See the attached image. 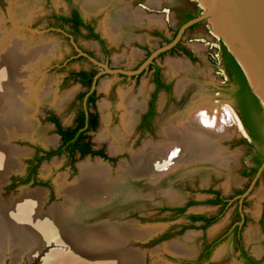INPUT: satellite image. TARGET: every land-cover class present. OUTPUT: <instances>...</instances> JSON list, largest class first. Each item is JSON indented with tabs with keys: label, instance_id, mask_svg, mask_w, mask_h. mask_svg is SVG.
<instances>
[{
	"label": "rangeland",
	"instance_id": "rangeland-1",
	"mask_svg": "<svg viewBox=\"0 0 264 264\" xmlns=\"http://www.w3.org/2000/svg\"><path fill=\"white\" fill-rule=\"evenodd\" d=\"M115 1H124L125 4L121 2L118 4L123 7L127 4L130 6L128 11L136 14L135 9L137 8L134 5L131 6L133 0ZM24 3L25 5L23 4L22 7L19 6L22 4L17 0H0V29H3L5 37H8L9 42L14 40L21 43L18 45L27 54L30 52L35 53L33 52L34 48L41 46L53 44L54 47L51 49L53 51L51 54L43 50L38 54H32L33 56L27 55V59H24L20 65L18 62L15 66L17 68L15 72L18 73L19 70L17 74L19 76H14L13 84L20 82L25 86L26 94L29 95L34 89L32 95L35 98L31 95L30 105L32 110H30L28 116H31L37 128L41 129L40 133L43 138L32 135V132H26V130L23 132L24 129L21 130V133H18L17 136L19 137L13 136L12 138L10 136L11 131L6 129L9 135L7 138L10 140V144L15 147L14 159L18 163L17 166L20 165L19 170L5 175L6 180L0 190V195L8 207H11L13 199L21 195L22 192L32 190H39L45 195L40 209L42 214L48 211L52 205L62 206L68 195L70 196L69 193L65 194L64 189L69 190L70 185H83L76 183L80 180V171L77 169L79 163L99 161L109 170L110 175L113 174L116 168L120 167L122 169L123 165L131 170H136L139 166H146L149 159L145 155L146 153H144L143 158H136L134 153L143 151L146 142L150 145L158 143L160 145L171 140L166 133L162 132V124L167 126L169 121H175L174 118L183 115L189 109L190 103L198 102V105L204 103L209 105L211 103L220 117L224 116L225 106L227 104L231 106L230 96L223 92L225 86L228 85V77L219 64V46L223 44V40L211 32L205 20L195 25L190 31H186L183 35L182 41L193 55V60H189L175 51H166L160 57L154 58L161 77L169 84V90L167 93L161 89L156 91L153 99L154 113L149 128L144 130L138 127V122L141 114L146 109L147 101L153 90L150 70L143 68L135 76V74L106 72L103 66L111 70L133 71L145 60L148 52H152L162 45L159 44L160 41L153 37L151 33L148 36L147 29L143 27L142 30L134 31V34L131 35L132 38L128 39L127 43L121 41L119 44H109L110 38L102 31V27L106 28L103 23H105L107 12L112 7L111 4L110 7L108 4H104L96 10L85 13L81 8L82 6H80L81 4L76 0H40L37 8L29 5L28 2ZM68 3L75 7L78 6L86 20L92 17L95 18L94 29L104 40L105 53H103L101 45L97 41L92 42V38L74 35L69 31L61 32L59 29L58 31L51 29L53 24L51 14L66 12ZM165 3L167 5L175 3L176 6H179L178 3H180L182 7L187 4L193 11H201L203 8L198 0H179L178 2L177 0H166ZM144 5L147 10L150 9L146 6V3ZM150 10L146 12L152 13L154 11V9ZM163 12L168 20V25L165 21L163 29L156 23L148 28L150 30H162L168 40L172 38V30L178 26V23L173 17L174 12L170 9L163 10ZM136 34H139L141 39L136 38ZM189 37H194L197 40L189 41L187 40ZM19 39L21 42L18 41ZM136 41L139 44H136ZM11 43L6 44L3 48L0 45V56L4 49L9 48ZM171 60L187 62L186 64L194 72L188 75L180 71L169 77L166 72V62ZM79 69L100 72L94 86L95 102L90 107L97 114L98 124L94 130L88 131L87 137L94 148L103 149L107 159L98 156L78 158L74 154V160L70 161L65 157V154L60 153L40 161L35 169L37 180L25 179L28 168L33 164L31 158L34 150L36 148L55 149L59 144V137L53 124L46 119L47 113H52L61 127H65L71 124L76 112L81 107L82 100L77 98V94L80 95L84 89L77 82L67 77L68 72ZM2 73L5 72H0V74ZM184 78H186V85L181 91H177L175 89L177 80ZM105 83V91L101 90L102 88L99 90L101 84L103 87ZM143 83L146 85L144 104L138 113L133 128L126 136L127 149L112 153L109 148V138L99 139L97 136L104 127L100 106L102 102L106 103L102 110L107 113L108 128L112 129V127L119 126V116L122 112L118 108L120 103L119 92L121 89L129 88L131 90H129L128 96L132 97L138 93ZM50 93L53 94L49 96ZM8 99H10V96ZM197 104L196 106H198ZM10 127L15 128L14 125H10ZM14 133H17V131H14ZM241 134L243 132L236 124H233L227 128L225 134L221 133L216 137L222 154L226 157L227 163H224L223 167L215 165V167H206L203 171L192 170L177 175L168 182V185H173L181 195L179 203L167 202L159 194L160 190L158 189L155 190L153 187L144 188L142 194L147 195L146 198L135 202L127 200L122 204L121 209L118 211L119 214L117 212L116 215H105L102 220H99L101 224L112 217L111 221L113 220L112 222L118 228L119 233V245L117 247L111 250H103L102 253H97V251L93 254L76 252V254H73V258L75 260L80 259L83 264H93L94 260L97 261V259L108 264L111 258L112 261H117V264H238L235 260L236 244L224 240L216 245L209 258L203 257L198 262H196L198 259L195 260V258L198 256L202 243L215 237L228 225L234 217L237 207L238 201L235 200L221 211L220 206L209 202L214 196L212 193L218 192L221 196H228L235 190L243 189L250 180V177H243L241 174V171L251 164L248 155L251 148L247 145V142L250 141L242 138ZM161 155L163 156V154L159 155L155 152L151 155V158L153 156L155 159H159L158 157ZM226 167L227 170L223 172ZM208 168L212 169L208 170ZM43 179H49L48 186L41 183ZM254 179H252L251 187L244 194L245 202L241 207V211L246 214V220L241 230V242L247 253L255 259L256 264H264V252L258 256L253 252L255 245L261 244L264 246V211L262 214L260 213L261 203L264 200V174L257 176L255 181ZM80 195L76 194L78 203L82 202ZM177 207H184L182 213L173 211ZM189 214H200L216 218L211 225L200 228V222H195L198 224L197 226L191 224L187 217ZM191 225L193 227H187ZM185 227L187 228L184 229ZM251 227L259 234L258 242L248 241L246 237ZM125 228L128 229L127 232L123 231ZM163 235H168V237L159 240ZM103 242L101 243L106 245L108 243L106 240ZM173 242L176 243V251H185L177 248L178 246H184L185 249L187 248L186 253L182 255L169 249L172 247L169 245ZM94 246L98 247L97 244H94ZM32 247L30 250L24 251L20 260H16L15 264H44L55 255H63L70 249L67 244L54 239V236H50L39 248L34 249ZM67 253L69 254L70 250ZM191 253L192 255H190ZM216 255L217 257L212 258ZM194 261L195 263H193ZM0 264H11L10 255L7 254Z\"/></svg>",
	"mask_w": 264,
	"mask_h": 264
},
{
	"label": "bare ground",
	"instance_id": "bare-ground-1",
	"mask_svg": "<svg viewBox=\"0 0 264 264\" xmlns=\"http://www.w3.org/2000/svg\"><path fill=\"white\" fill-rule=\"evenodd\" d=\"M17 1L22 4L19 6L23 7V4L25 5L24 2H28L34 8H37L40 2V0ZM76 1L81 4L85 12L96 10L107 3L111 4V13L108 16L105 31L113 39L119 35L117 33V21L122 23V20L124 24L126 21L129 22L132 17L129 11L125 12L124 8L119 6L115 0ZM24 11L26 12V10ZM0 30L3 32V29ZM2 32L0 33L1 47L3 48L6 44L12 43L9 48L4 49L0 56V72H5L0 74V190L6 180L5 175L19 170L20 167V165L17 166L18 163L14 159L15 147L10 144L6 129L11 131L10 136L12 138L13 136L19 137L17 135L23 129V132L26 130V132H32V135L42 137L41 129L37 128V125L32 120L33 118L28 116L29 112H31L30 110H32L30 103L34 89L29 95L26 94L25 86L20 84V82L13 84L14 76L19 73V70L18 73L15 72L17 69L15 66H17L18 62L20 65L24 59H27V55L38 54L43 50L51 54L53 52L51 49L54 47L53 44L41 46L34 48L33 52L35 53L30 52L31 54H27L18 45L21 43L14 40L9 42L8 37L6 38L5 33ZM186 63L180 60L167 61L166 72L168 76H173L180 71L188 75L193 73V69ZM8 73L10 74L8 75ZM23 82L26 83L25 80ZM104 85L102 87L101 84L100 89L102 88L105 91L106 83ZM185 85L186 78L178 79L175 89L181 91ZM129 90L131 89H121L119 92L120 103L118 108L122 111L119 116V126L112 127V129L108 128V116L102 110L106 103L102 102L100 106L104 127L97 136L99 139L109 138V148L112 153L127 149L126 136L133 128L139 111L143 108L146 91L145 83L140 86L138 93L132 97L128 96ZM51 94L53 93H50L49 96ZM9 96L10 99H8ZM197 103H190L189 109L183 115L176 117V119L174 118L175 121H169L167 126L162 124V132L166 133L171 140L160 145L159 143L150 145L146 142L144 143L143 151L134 153L136 158H143L144 153H146L145 155L149 159L146 166H139L136 170H131L126 165H123L122 169L118 167L110 175L109 170L99 161L79 163L77 169L80 171V180L76 181V183L83 185H70L69 190L64 189L65 194L69 193L70 196L68 195L62 206L52 205L48 211L42 214L40 209L45 195L39 190L22 192L21 195L13 199L11 207L5 205L0 195V263L3 262V259L8 254L11 258V264H15L16 260H20L24 251L30 250L32 246L34 249L39 248L50 236H54V239L67 244L68 248H70V253H67L68 250L63 255H55V257H52L50 261L44 264H83L80 259L75 260L73 254H76V252L93 254L95 251L100 253L103 250H111L119 245L118 228L112 222L113 220L111 221L112 217L100 224L99 220H102L103 216L116 215L122 204L127 200L135 202L146 198L147 195H143L142 191L147 187L160 190L159 194L167 202L177 203L180 201L181 195L173 185H168L172 178L192 170L203 171L209 166L215 167L217 165L223 167L224 163H227L226 157L223 156L216 137L221 133L225 134L227 128L233 124H236L243 132L240 121L228 104L225 106L224 116L220 117L218 111L212 107L210 102V106L206 103L201 105ZM10 125H14L15 128H11ZM14 131H17V133H14ZM155 152L159 155L163 154V156H159V159H155L153 156L151 158V155ZM212 168H208V170ZM226 170L227 167L223 172ZM76 194L82 195H80L82 198L81 203L77 202ZM125 229L123 231L127 232L128 229ZM246 237L248 241L253 240L255 242H258L260 238L253 227L248 230ZM105 240L108 242L107 245L103 244ZM94 244H97L98 247H95ZM175 245L176 243L173 242L169 245L172 246L169 249L176 251ZM109 246L111 247L109 248ZM177 248L185 251L177 250L176 252L182 255L186 253L187 248L185 249L184 246H178ZM253 252L258 256L264 252V246L261 244L255 245ZM109 261L111 263L117 262L112 261V258ZM110 262L108 264H111ZM104 263V261L97 259V261L94 260L93 264Z\"/></svg>",
	"mask_w": 264,
	"mask_h": 264
},
{
	"label": "flooded vegetation",
	"instance_id": "flooded-vegetation-1",
	"mask_svg": "<svg viewBox=\"0 0 264 264\" xmlns=\"http://www.w3.org/2000/svg\"><path fill=\"white\" fill-rule=\"evenodd\" d=\"M178 1L179 0H177V2ZM131 3H132L131 6L134 5L137 8V9H135L136 13L137 12L141 13L143 11L144 12L151 11L150 9L147 10L146 7L144 6L145 0H133ZM149 3L150 4L154 3V1H150L149 0ZM175 3H173L172 5H167L166 6L167 10L170 9L172 12H174L173 17L176 20V22L178 23V26L172 30V36L171 37L174 36L177 28L183 22H185L188 19H190V18H186L188 15H190L192 17H195L199 13V11H193L191 9V7L189 5H187V4L183 5V7H182L180 3H178L179 6H176ZM107 4L110 7V3H107ZM67 5H68V8H67L66 12L52 13L51 14V20H52V23H53L51 29H53L54 31H58V29H59V31H61V32L62 31L63 32L64 31H69V32H71L74 35H80V36L82 35V36H86L85 38H92L93 40H96L98 44L101 45V49H102L103 53H105L106 50L103 47L104 40H102L99 37V35L96 33V31L94 29V27H95V18L92 17V18L86 20L84 18L82 10H80L78 6L75 7L72 4L70 5L69 3ZM159 10H161V9H159ZM124 11L128 12V8L124 7ZM158 11L154 10L152 12H158ZM107 13L108 14H107L106 18H108L109 14L111 13V9H109V12H107ZM130 14H132L134 17L136 15V14H133V13H130ZM200 22L194 23L193 25H190L189 27H187L184 30L181 38L167 51L168 52L175 51V52L185 56L187 59L193 60L194 59L193 55L188 50V48L184 45L182 40H183V35L185 34V32L188 31V30L190 31L195 25H197ZM167 23H168V20L166 19V24ZM90 32L95 34V37L89 35ZM149 33H151V35L153 34L152 36L157 38V40L160 41L159 44H164V42L166 43V42H168L171 39L170 38V39L167 40L166 37L164 36L163 31L159 30V29L150 30ZM187 40L190 41V40H197V39L194 38V37H189ZM149 53H151V52H148L147 55H149ZM163 53L164 52L158 53L156 57H160ZM219 64L221 65V63H220V51H219ZM144 68L150 70L151 82L153 84V90H152L151 95L153 94V99H154L156 91H158L159 89H161V90H163L164 92L167 93L168 90H169V84L166 81H164L163 78L161 77L158 65L154 62V58ZM78 71H83L84 74L78 75V76H72L70 74L71 72H68L67 77H69L71 80L77 82L78 85L81 86L84 89V90H82L83 94L81 95V97L77 94V98H80L82 100L81 107L76 112L71 124L67 125L65 127H61V125L59 124L58 120L55 118V116L52 113H50V112L47 113L46 119L50 123L53 124L55 132H56L57 124L59 125L61 131H65L67 128H69V130L74 128L77 125V123H78V120H76L77 119L76 117L78 116V113L82 112V111L83 112L85 111L87 113H94L96 115V123L98 124L97 114L90 109V107L94 105L95 98L91 102H86V98H87V95L90 94L91 92H93L92 95L95 97L94 86H95V82L99 78V75H97L98 73L95 72V70H86L85 71L83 69H79L77 71H72V72H78ZM135 76H137V74H135ZM166 86H167V88H166ZM229 86H231V84ZM98 89L100 90V88H98ZM101 90H103V89H101ZM223 92L230 96V101L233 104V106L235 107L238 116L240 117V115L238 113L237 105H236L234 99L232 98V96L230 95V93H228L226 90H224ZM150 98H151V96L149 97V99L147 101V104H146V109L141 114L140 120L138 122V127L141 128V129H144V130H147L149 128L150 122H151V119H152V116H153V113H154L153 99H152V105L149 106ZM149 110H151V112H152L151 115L148 114ZM53 118L55 119L54 121H53ZM85 118H86V120H85ZM85 118L81 119V120H83V119L85 120V121L83 120V123L81 125L82 127L87 126L88 123H89V120H91V116H87ZM97 124H96V126H97ZM87 129H88V127H87ZM88 131H90V130L83 131L82 134L87 136ZM58 137H59V144H60V136L58 135ZM85 142H88V147H89L90 150L101 149L102 152H103L102 148L93 149V146L90 144L88 137H85V138L81 139L78 143L79 144H84ZM250 142H251V140H250ZM250 148H251V150L248 152V155H249V160L251 161V164L241 171V174H242L243 177H250V180L246 184V186L243 189L235 190L232 194H230L228 196H221L218 192L212 193L214 196H213V198L211 200H213V199H222L223 200L220 203H214V204L220 206L221 209L223 207L225 208L226 206L232 204V202L235 201V200H237L238 203H237L236 210L234 212V217L228 223V225L219 234H217L215 237H213L210 240L204 241L202 243V246H201V249H200V251L198 253V256L195 258V260L198 259L197 261H199V259H202L203 257L209 258L211 256L214 248L216 247V245L220 241L224 240L226 242H233V243L236 244L235 260H236V262L238 264H256L255 259L253 257H251V255H249L247 253V251L243 248L242 242H241V230H242V227H243V225L245 223V220H246L245 212L241 211V207L243 206V204L245 202L244 194L251 187L252 179H254V178L256 179V177H255L256 170L255 171L249 170L250 167H254L255 166V162H254V147L250 146ZM42 150H48V149H42ZM41 153H42L41 151L36 153L35 150H34L33 155H40ZM62 153L65 154V157L67 158L66 152H62ZM74 154H76L78 158H82L85 155H90V154L86 153V154H83L82 157H79L80 152H79L78 149H75V151L73 152V158L75 157ZM27 174H28V172H27ZM262 174H264V168L259 173V175H262ZM259 175H258V177H259ZM27 177L28 178H32L34 181L37 180L35 178V172H34L33 176L29 175ZM25 179H26V177H25ZM255 179H254V181H255ZM49 182H50L49 179H46V180L43 179L41 181V183H43L45 186H48ZM263 211H264V200L261 203L260 213L262 214ZM203 216H205V215H203ZM205 217L206 218H212V217H209V216H205ZM191 222H200L201 223L200 225L204 224L203 220H197V221H191ZM209 248H210V252L208 253V255H203L204 251L206 249H209ZM193 263H195V261Z\"/></svg>",
	"mask_w": 264,
	"mask_h": 264
},
{
	"label": "water",
	"instance_id": "water-1",
	"mask_svg": "<svg viewBox=\"0 0 264 264\" xmlns=\"http://www.w3.org/2000/svg\"><path fill=\"white\" fill-rule=\"evenodd\" d=\"M198 1L201 7H203L198 15L183 22L177 28L174 36L168 42L153 50L135 70H111L103 66L104 71L120 72L124 74H136L140 72L158 53L169 50L181 38L187 27L205 20L211 32L223 40L225 49L232 55L239 66L249 90L257 98L262 109L264 123V0ZM98 74H100V72ZM229 102L240 121L235 107L231 101ZM241 127L243 130V134H241L242 138L246 141H250L251 139L242 124ZM93 149L97 148L93 147ZM87 156L89 157L91 155H85L84 157ZM94 156L104 159L99 155H92V157ZM263 168L264 158L256 169L255 177L259 175ZM191 224L195 226L198 225L195 222H191ZM213 257L215 258L216 256H212V258Z\"/></svg>",
	"mask_w": 264,
	"mask_h": 264
},
{
	"label": "trees",
	"instance_id": "trees-1",
	"mask_svg": "<svg viewBox=\"0 0 264 264\" xmlns=\"http://www.w3.org/2000/svg\"><path fill=\"white\" fill-rule=\"evenodd\" d=\"M186 18H192V16L188 15ZM193 25V24H192ZM89 35L95 37V34L89 33ZM220 51V63L223 67V70L225 74L228 77V85L225 86V90L230 93L232 98L234 99L237 108L238 113L240 115V121L245 129L246 133L251 139V142H247V145L254 147V162L255 166L250 167L249 170L255 171L258 167V165L261 163L262 159L264 158V123H263V114L262 109L258 103L257 98L251 93L249 90V87L246 83V80L233 59L232 55L225 49V46L223 44H220L219 46ZM72 76H78L84 74L83 71L78 72H71ZM159 84V83H158ZM231 84V86H229ZM167 88V86H166ZM83 93H81L79 96L81 97ZM93 92L87 95L86 102H91L94 100V96L92 95ZM152 99L153 94L151 95L149 106L152 105ZM151 110H149L148 114L151 115ZM87 116H91V120H89V123L87 126L82 127L83 120L82 118H85ZM78 120L77 125L69 130L67 128L65 131H61L59 125L56 126V133L60 136V144L55 149H48V150H42L39 148L35 149V152L41 151L42 153L40 155H33L31 158V162L33 164L30 165L28 169L27 176L31 175L33 176L36 167L43 159H48L52 155H57L62 152H66V156L70 161H73V152L75 149H78L80 154L79 157H82L83 154H90V155H99L103 158H106L105 154L102 152L101 149L98 150H90L88 147V142H85L84 144H79L78 142L87 137L86 135H83L82 132L86 130H94L96 128V115L94 113H87V112H79L78 116L76 117ZM55 119L53 118V121ZM86 120V118H85ZM84 120V121H85ZM88 127V129H87ZM222 199H213L209 200L211 203H220L222 202ZM184 207H177L174 208L173 211H176L178 213H182ZM224 209V207L221 209V211ZM188 219L190 221H197V220H203L204 224L199 226L200 228H205L209 224H211L216 217L212 218H206L203 215H194L189 214L187 215ZM187 227H193L187 226ZM185 227L184 229H186ZM168 235H163L159 238V240L167 238ZM210 252V248L206 249L203 253V255H208ZM207 258V257H206ZM198 262V261H196Z\"/></svg>",
	"mask_w": 264,
	"mask_h": 264
},
{
	"label": "crops",
	"instance_id": "crops-1",
	"mask_svg": "<svg viewBox=\"0 0 264 264\" xmlns=\"http://www.w3.org/2000/svg\"><path fill=\"white\" fill-rule=\"evenodd\" d=\"M150 1H154V3L150 4L149 0H145L146 6H148V8L154 9L156 11H158L159 9H161V10H159L158 12H152V13H147V12H144V11L141 12V13L137 12L136 13L137 16H135V17L131 14L132 17H131L130 21L129 22L126 21V23H124V24H123L122 20H121L122 23L117 21V23H116L118 25L117 33L119 34L117 38H115V39L111 38L110 35L106 34L105 28L102 27V31L107 36H109V38H110L109 41H108L109 44H112V43L119 44L121 41H123L124 43H127L128 39L132 38L131 35L134 34V31L142 30L143 27L147 29L146 33L149 36L150 29L148 27L153 26L155 23H156V25H160L159 27H161V29H163V26L165 25V21H166V15L164 14V12L162 10H166L167 9L166 8L167 4L165 3L166 0H150ZM120 2L117 1V4L120 3ZM121 3L125 4L124 1L121 2ZM119 6H122V5H119ZM125 7L130 9V6H128L127 4H126ZM132 18H133V20H132ZM107 19L108 18H106L105 19V23H103V25H105V26H106ZM150 20H151V22H149ZM99 37L102 39L101 36H99ZM135 37L138 38V39L139 38L141 39V36H139V34H136ZM95 41L96 40H93L92 42H95ZM136 44H139V42L136 41Z\"/></svg>",
	"mask_w": 264,
	"mask_h": 264
}]
</instances>
